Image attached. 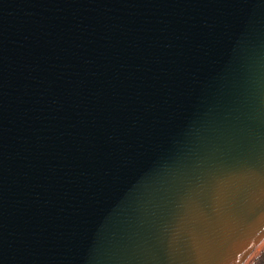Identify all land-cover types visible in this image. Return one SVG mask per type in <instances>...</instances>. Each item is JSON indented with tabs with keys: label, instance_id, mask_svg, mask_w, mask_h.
<instances>
[{
	"label": "water",
	"instance_id": "1",
	"mask_svg": "<svg viewBox=\"0 0 264 264\" xmlns=\"http://www.w3.org/2000/svg\"><path fill=\"white\" fill-rule=\"evenodd\" d=\"M263 246L264 0H0V264Z\"/></svg>",
	"mask_w": 264,
	"mask_h": 264
},
{
	"label": "trees",
	"instance_id": "2",
	"mask_svg": "<svg viewBox=\"0 0 264 264\" xmlns=\"http://www.w3.org/2000/svg\"><path fill=\"white\" fill-rule=\"evenodd\" d=\"M253 264H264V250L259 254V256L255 259Z\"/></svg>",
	"mask_w": 264,
	"mask_h": 264
},
{
	"label": "rangeland",
	"instance_id": "3",
	"mask_svg": "<svg viewBox=\"0 0 264 264\" xmlns=\"http://www.w3.org/2000/svg\"><path fill=\"white\" fill-rule=\"evenodd\" d=\"M264 250V246L257 252V254L252 258L249 264H253L255 259L259 256V254Z\"/></svg>",
	"mask_w": 264,
	"mask_h": 264
}]
</instances>
